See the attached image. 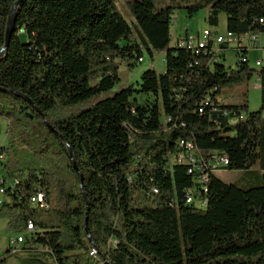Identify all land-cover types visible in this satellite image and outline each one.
Returning <instances> with one entry per match:
<instances>
[{"label":"trees","instance_id":"16d2710c","mask_svg":"<svg viewBox=\"0 0 264 264\" xmlns=\"http://www.w3.org/2000/svg\"><path fill=\"white\" fill-rule=\"evenodd\" d=\"M17 1L0 0V49ZM128 6L133 25L114 0H26L17 9L0 56V119L15 136L0 147L7 200L0 219L18 233L35 228L21 246L35 258L21 264H264V67H250L248 47H220L235 51V68L212 52V41L205 49L170 47L176 10L193 18L209 9L213 27L224 13L228 32L260 37L264 0ZM134 27L151 57L166 52L165 72L149 69L137 87L79 110L115 88L123 62L140 64ZM254 74L260 109L225 103L223 90ZM183 142L199 149L196 166L174 162ZM257 164L260 178L250 173L257 186L218 177ZM37 192L47 207L31 204ZM7 259L0 255V264Z\"/></svg>","mask_w":264,"mask_h":264},{"label":"rangeland","instance_id":"374dc122","mask_svg":"<svg viewBox=\"0 0 264 264\" xmlns=\"http://www.w3.org/2000/svg\"><path fill=\"white\" fill-rule=\"evenodd\" d=\"M119 12L125 18V20L133 25L134 18L131 13V10L128 6V3L133 0H114ZM209 9L200 11L198 14L194 15L193 18H189L185 10H176L173 15L172 25H171V34L172 41L170 47H173L176 44V40L180 37H185L187 34L190 36L197 37L198 35L203 36L205 30H212L214 34L218 32L220 35H226L225 26L227 23V16L222 13L219 16V25L218 27L210 26L208 23ZM134 37L135 40L141 45L144 62L135 65L134 67L129 66L126 62H123L119 69V78L120 80L116 84L115 88L107 93L102 94L99 97H94L86 102H83L78 105L79 110H85L92 107L94 104L103 100L105 98L113 96L115 93L129 87L130 85H135L137 87L138 83L141 81L142 74L149 70L153 69L158 74H163L165 72L166 63V52H154L153 57L150 56L147 48L145 47L143 36L139 31L134 27ZM141 31V30H140ZM263 47V48H262ZM226 55L225 60L221 57L222 63L227 68H235L238 62L237 54L234 50H228L226 52L222 51ZM249 60L250 67L253 70L260 71L264 67V34H262L261 44L259 48H250L249 50ZM257 62H261L262 66L259 67L256 65ZM258 83L257 74H254L252 78L240 85L234 87H227L223 90V100L228 104H238L241 105L244 102H248L249 111H258L261 107V89L255 88V85ZM141 101L144 100L143 97H139ZM264 118V113H263ZM15 136L7 132V123L0 119V147L7 146ZM257 173V175H262V170L260 165H255L250 171H231V172H222L218 177L228 184H236L237 186L248 188L252 186H257L258 180L252 179L250 176L251 172ZM247 186V187H246ZM201 205V204H199ZM19 235H26V232H15L11 231L8 227V219H0V255L7 256L6 264H21V259L34 257L30 256L24 251L20 250L17 254L10 252L8 254V248H13L15 245L11 244V239H15ZM44 251L39 248V253ZM38 254V258L41 256ZM34 254V253H33ZM35 258V257H34ZM48 264H56L53 259L46 260Z\"/></svg>","mask_w":264,"mask_h":264},{"label":"built area","instance_id":"2783aa9c","mask_svg":"<svg viewBox=\"0 0 264 264\" xmlns=\"http://www.w3.org/2000/svg\"><path fill=\"white\" fill-rule=\"evenodd\" d=\"M180 46L189 47L191 49L201 48L205 49L206 46L212 41V52L221 51V46H225L227 48H239V47H248V48H259V36L256 35H246V36H237L233 33L227 32L225 36H212L209 30H205L203 36L198 35L197 37L186 35L185 37H180L176 40ZM200 49V50H201ZM144 62V58L140 59L139 63ZM256 64H262L261 62H257ZM182 147H185L186 150L183 153H180L175 157L174 162L178 164H191L196 166L197 163L201 162L202 155L200 154L199 149L191 143H181ZM2 161H4V156H1ZM207 176L203 178L206 180ZM4 180L0 177V203H5L6 200V191L2 186ZM188 203H192L193 198L189 197ZM32 205H40L42 207H47L46 205V197L42 192H37L31 198ZM201 204L200 206L204 207V203L198 202ZM35 231V228L32 224L28 225L26 235H19L15 239H11V244L15 245L12 248L13 253L17 254L18 251L21 250L22 244H24L28 237L32 235ZM97 255V250L93 249V257Z\"/></svg>","mask_w":264,"mask_h":264},{"label":"water","instance_id":"95a60500","mask_svg":"<svg viewBox=\"0 0 264 264\" xmlns=\"http://www.w3.org/2000/svg\"><path fill=\"white\" fill-rule=\"evenodd\" d=\"M26 0L17 1L9 15L8 29L6 35V43L3 48L0 49V56L7 53L13 34L15 33V24H16V12L18 7L24 3ZM75 168L77 169L76 163H74Z\"/></svg>","mask_w":264,"mask_h":264},{"label":"crops","instance_id":"0c3cea01","mask_svg":"<svg viewBox=\"0 0 264 264\" xmlns=\"http://www.w3.org/2000/svg\"><path fill=\"white\" fill-rule=\"evenodd\" d=\"M226 28H225V30H226V33L228 32V30H227V23H226V26H225ZM212 31V30H211ZM216 34L218 35V36H224V35H220L218 32H216ZM261 38H262V34L260 35V37H259V45L261 44ZM263 48V47H262ZM250 50V49H249ZM248 54H249V52H248ZM217 56H219V57H223L224 58V60H225V57H226V55L225 54H223V52L222 51H220V52H217V54H216ZM248 59H249V56H248ZM249 63H250V60H249ZM262 66V65H261ZM255 88H260L261 89V85H260V82L258 81V83L255 85Z\"/></svg>","mask_w":264,"mask_h":264},{"label":"bare ground","instance_id":"6f19581e","mask_svg":"<svg viewBox=\"0 0 264 264\" xmlns=\"http://www.w3.org/2000/svg\"><path fill=\"white\" fill-rule=\"evenodd\" d=\"M258 67L261 65V64H256ZM2 205V203H0V206ZM91 255L93 256V251L91 253Z\"/></svg>","mask_w":264,"mask_h":264}]
</instances>
